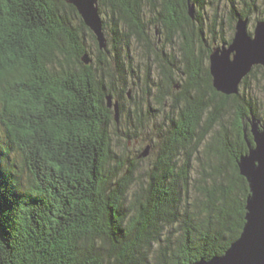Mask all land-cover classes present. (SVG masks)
Returning <instances> with one entry per match:
<instances>
[{"label":"trees","instance_id":"obj_1","mask_svg":"<svg viewBox=\"0 0 264 264\" xmlns=\"http://www.w3.org/2000/svg\"><path fill=\"white\" fill-rule=\"evenodd\" d=\"M191 2L194 18L188 0H99L104 32L102 12L112 19L101 48L68 0H0V122L22 155V166L8 165L0 139V264H194L224 254L241 235L250 186L238 161L248 141L254 146L253 117L264 123L245 95L264 68L253 67L242 92L216 90L208 38L218 40L217 27L203 16L207 0ZM248 8L232 5L236 23L250 21ZM132 41L157 51L160 77L151 83L149 70L144 92L171 107L166 145L139 181L111 134L130 97L127 75L136 73L125 66ZM175 42L180 55L165 49ZM109 95L119 101L118 121ZM152 107L136 104L141 126ZM130 124L128 138L138 132Z\"/></svg>","mask_w":264,"mask_h":264},{"label":"rangeland","instance_id":"obj_2","mask_svg":"<svg viewBox=\"0 0 264 264\" xmlns=\"http://www.w3.org/2000/svg\"><path fill=\"white\" fill-rule=\"evenodd\" d=\"M236 5L239 11H248L251 9V17L248 24V31L253 34L256 26V18L261 16V10L264 9V0H207L206 8L203 12L205 21L209 23L210 26L216 25L217 27V38L218 40H213V37L209 36L208 40L212 48H217L222 46L221 36L225 35L230 38L232 34L235 33L233 27H235L236 22L231 14L232 5ZM197 6H195L196 10ZM148 15V14H147ZM102 16L107 22L105 28V34L108 41L111 40V29H112V19L110 14L103 11ZM78 24V22H76ZM158 25H151L149 32L152 40L154 41L155 48L163 47V34L159 31ZM86 44L90 47V55L94 57L96 54V42L91 37L89 32L84 34ZM110 45V42H108ZM170 52L171 50L180 55L179 44L175 42L170 46L165 48ZM156 52L153 50H148L142 44H138L136 41H132L130 55L131 58H127L125 63L128 69L133 66L136 73L134 77L127 75L126 92H130L129 98H124L125 112L120 115V121L118 125H111V134L113 141V148L118 156V159L124 168H131L132 164H136L135 177L139 181L140 178H146L147 173L150 172L151 168H154V163L158 159L160 152L166 145L167 131L169 130V114L171 107L169 105L165 107H160L154 100H150L146 94V87L149 86L146 82V74L151 71V83L159 79L158 70L155 67ZM210 65V59H209ZM210 67V66H209ZM131 73V72H130ZM176 84H180L182 81L180 77ZM213 78V76H212ZM243 82V81H242ZM242 84V83H241ZM253 89L247 90L246 100L256 104V107L260 110V115H264V78L258 73L252 81ZM176 90V89H175ZM177 91V90H176ZM240 91L243 88L240 87ZM117 100V99H116ZM137 103H152L153 107L151 114L147 113L146 119L144 118V123L141 126L137 121L135 109ZM170 103V102H167ZM148 108V105H145ZM130 120H129V117ZM131 122L137 124L138 132L131 133V138L127 137V132H132ZM138 122V123H137ZM0 139L3 143V149L7 152L8 165L14 164L15 167L22 166V155L20 151L15 147L14 144H9L6 136V129L0 122ZM254 139V138H253ZM149 147V153L147 156H142L137 158V156L143 153L146 148ZM197 166V163H196Z\"/></svg>","mask_w":264,"mask_h":264},{"label":"water","instance_id":"obj_3","mask_svg":"<svg viewBox=\"0 0 264 264\" xmlns=\"http://www.w3.org/2000/svg\"><path fill=\"white\" fill-rule=\"evenodd\" d=\"M73 4L85 24L95 33L101 48L107 46L99 0H68ZM189 15L194 18L195 4L188 0ZM248 18H240L229 44L214 48L210 54V72L213 86L226 95L237 94L243 79L256 65L264 68V20L256 23L253 34L248 31ZM83 60L90 62L88 54ZM108 106L114 108L118 121V100L107 97ZM251 132L255 145L248 141L249 152L238 161L240 172L248 180L250 195L246 205V223L241 235L222 255L201 259L194 264H264V123L253 117ZM247 137V136H246ZM149 147L141 154L147 156Z\"/></svg>","mask_w":264,"mask_h":264},{"label":"bare ground","instance_id":"obj_4","mask_svg":"<svg viewBox=\"0 0 264 264\" xmlns=\"http://www.w3.org/2000/svg\"><path fill=\"white\" fill-rule=\"evenodd\" d=\"M106 35V34H105ZM219 47V46H218ZM210 66V65H209ZM254 138V137H253ZM254 140V139H253ZM254 145H255V142H254Z\"/></svg>","mask_w":264,"mask_h":264}]
</instances>
